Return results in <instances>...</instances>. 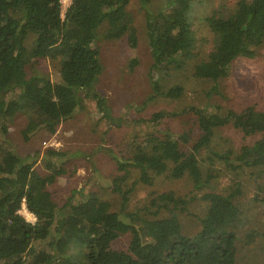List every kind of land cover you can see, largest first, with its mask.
Listing matches in <instances>:
<instances>
[{"label": "trees", "instance_id": "trees-1", "mask_svg": "<svg viewBox=\"0 0 264 264\" xmlns=\"http://www.w3.org/2000/svg\"><path fill=\"white\" fill-rule=\"evenodd\" d=\"M130 2L73 0L63 17L62 0H0V264H237L246 215L240 203L243 185L236 183L226 193L213 191L219 175L214 167L221 161L234 174L238 170L253 174L260 192L253 201L264 208V111L250 107L221 116L192 107L181 113L196 116L202 147L207 149L215 131L226 126L261 135L260 143L243 148L239 155L210 151V171L203 170L195 152L185 149L189 133L166 130L161 136L137 140L128 148L127 158L111 153L120 172L138 171V182L144 185H152L161 176L173 180L188 177L196 191L212 190L200 198L208 205L207 214L200 232L193 236L183 232L180 216L196 197L164 193L156 198V210L145 207L130 212L133 188L125 191L120 184L121 209L111 211L108 203L98 204L84 222L80 211L86 208L83 199L90 197L84 190L74 192L76 205L71 202L64 207L48 190L65 175L61 164L69 156L47 150L42 160L49 174L44 176L36 170L39 153L21 156L7 138L8 122L18 113L27 115L22 137L29 142L39 132L55 135L63 122L85 110L87 101H93L111 125L121 127L128 122L114 115L98 91L104 69L95 43L103 27L106 39L125 37L130 30ZM196 2L167 0L165 8L148 16L153 60L149 100H176L183 94L182 87L165 89L159 79L161 74L182 70L193 55ZM206 23L216 37V47L207 61L196 66L195 77L218 83L229 76L236 60L254 58L256 49L264 45V0H242L233 15L215 13ZM30 38L31 48L27 45ZM44 59L60 61L59 82L37 72L29 75L28 67ZM166 117L161 113L131 122L157 125ZM24 205L35 216V223L21 215ZM124 235L131 236L128 250H113V243ZM257 236L252 230L243 238L249 245Z\"/></svg>", "mask_w": 264, "mask_h": 264}, {"label": "rangeland", "instance_id": "rangeland-1", "mask_svg": "<svg viewBox=\"0 0 264 264\" xmlns=\"http://www.w3.org/2000/svg\"><path fill=\"white\" fill-rule=\"evenodd\" d=\"M73 0L63 3V17ZM242 0H197L193 12V30L196 46L192 57L180 71H173L169 76L160 75L161 84L165 89L174 86L183 88L180 98L174 100L159 97L149 100L151 96V79L153 60L147 37L148 16L156 15L166 7L167 0H131L127 8L129 32L119 40L104 38L106 27L100 30L95 46L100 51L103 74L98 84V91L104 96L116 117H124L128 122L121 127L111 125L99 113L93 101L86 102L84 111L73 119L63 122L55 135L46 132L37 133L29 142H25L22 131L27 125V115L16 114L8 122L7 138L12 147L21 156H35L39 153L36 170L41 175L49 171L43 162L47 150L54 149L67 154L61 167L65 175L59 177L48 187L54 200L60 207L72 202L75 191H83L87 199L86 208L80 211L84 222L98 204L108 203L111 211L121 209V197L117 185L127 191L133 188L130 195L128 210L139 211L145 207L157 209V196L173 192L180 197L196 200L191 203L188 212L180 216L183 232L193 236L201 230V220L207 214L208 205L200 198L205 192L212 190L226 193L236 183L243 185L244 195L240 199L246 212L245 226L239 236V253L237 264H264V208L255 204V196L259 194L249 171L238 170L234 174L227 170L219 161L214 167L218 179L213 183L214 189L196 191L191 180L186 177L173 180L168 176L154 179L152 185H144L139 180V172L132 170L129 174L120 172L116 157H128V148L137 140L156 134L161 136L166 130L171 133H189L190 142L185 146L189 152H195L203 170L210 171L207 161L210 151L228 152L239 155L245 147H252L262 140L260 134L245 129L226 126L215 131L211 148L202 147L201 131L198 120L193 114L181 113L187 108H199L209 114L226 116L229 112L242 113L253 107L264 111V45L256 49L254 58H239L231 67L227 78L214 83L195 77L197 65L207 61L216 47V37L208 27L206 18L213 14L222 16L233 15ZM27 45L32 47L31 38ZM31 76L34 72L49 78L52 82L61 79L59 60L44 59L32 63L27 69ZM146 103V104H145ZM132 106V107H131ZM166 114L158 124H136L135 120L151 119L157 114ZM173 114L177 116H173ZM179 114V115H178ZM0 137L2 133L0 131ZM213 168V167H212ZM70 210V208H68ZM21 215L29 222L27 214ZM258 236L251 244L243 238L250 231ZM131 242L130 235H124L113 243V250L127 251Z\"/></svg>", "mask_w": 264, "mask_h": 264}, {"label": "built area", "instance_id": "built-area-1", "mask_svg": "<svg viewBox=\"0 0 264 264\" xmlns=\"http://www.w3.org/2000/svg\"><path fill=\"white\" fill-rule=\"evenodd\" d=\"M64 2H65V0H62V5H63ZM23 211L27 214L28 218L31 220V223H35V222H36V218H35V216H34L33 214H31V213L27 210V208H26L25 205L23 206Z\"/></svg>", "mask_w": 264, "mask_h": 264}]
</instances>
